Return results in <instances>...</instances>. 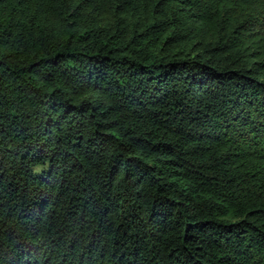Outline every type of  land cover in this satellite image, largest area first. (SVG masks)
<instances>
[{
    "label": "trees",
    "instance_id": "16d2710c",
    "mask_svg": "<svg viewBox=\"0 0 264 264\" xmlns=\"http://www.w3.org/2000/svg\"><path fill=\"white\" fill-rule=\"evenodd\" d=\"M0 264H264V0H0Z\"/></svg>",
    "mask_w": 264,
    "mask_h": 264
}]
</instances>
